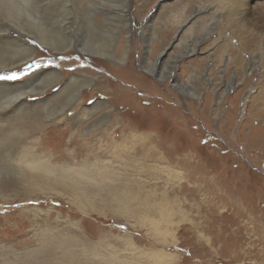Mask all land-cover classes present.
Instances as JSON below:
<instances>
[{
    "label": "rangeland",
    "instance_id": "obj_1",
    "mask_svg": "<svg viewBox=\"0 0 264 264\" xmlns=\"http://www.w3.org/2000/svg\"><path fill=\"white\" fill-rule=\"evenodd\" d=\"M129 4L131 46L125 62L74 50L53 53L28 39L37 48L34 58L0 75L26 73L16 79L21 80L46 68H86L104 75L113 93H91L89 87L83 99L88 105L105 99L116 108L121 120L116 141L121 146L113 151L102 142L99 159L119 175L127 172L126 186L140 190L126 189L117 197L106 189L85 193L88 185L97 188L93 179L75 177L67 183L48 173L44 184L28 187L3 175L0 264H36L46 258L59 262L64 248L77 264H166L151 256L154 249L170 254L167 264H264V0H234L229 15L221 0ZM79 30L81 39L93 38L92 28ZM103 38L111 47L115 42L118 54L127 44L109 33ZM166 46L171 54L158 58ZM124 122L148 134L150 153L161 155L160 163L147 162L152 165L149 175L136 163L123 168L126 153L138 158L144 150L122 141L120 132L127 135L131 130ZM47 135L53 147L61 141L58 132ZM74 159L69 163L82 157ZM71 185L74 192L68 190ZM145 199L156 212L142 210ZM158 209L171 214L169 223L153 224L161 220ZM155 225L160 231L155 232Z\"/></svg>",
    "mask_w": 264,
    "mask_h": 264
},
{
    "label": "bare ground",
    "instance_id": "obj_2",
    "mask_svg": "<svg viewBox=\"0 0 264 264\" xmlns=\"http://www.w3.org/2000/svg\"><path fill=\"white\" fill-rule=\"evenodd\" d=\"M221 1L227 6L225 13L229 15V10H232L230 3L234 0ZM129 3L130 0H0V71L17 68L34 58L37 48L29 44L28 39L53 53L74 50L94 58L103 57L111 62H125L131 46L129 37L132 21L128 13ZM185 22L187 21L185 20L182 24ZM83 23L84 25L81 26ZM107 25H109L108 30L105 29ZM79 26L92 28L93 38L91 40L81 39L83 36L81 38V35L79 36ZM124 32H126L125 35ZM103 33L115 36V40L120 41L119 43L121 41L127 43L121 47L120 54L113 50L115 42H112V47L109 46L103 38ZM168 48L166 46L159 53L158 58L163 53L169 56L171 52L167 53ZM147 67H145L146 70L155 73L152 67L148 69ZM158 76L161 78V74ZM104 81H106L104 75L93 74L86 68L70 72H63L57 68L38 69L21 80L0 81V177L11 175L17 179V183L24 182L28 187H39L40 184H44L43 180L47 179L51 173V179L56 176L62 180L65 179L67 183L74 182L75 177L93 179L95 186L99 189L88 185L84 187L85 193L106 189L107 194L120 197L126 189L129 192L130 188L137 193L140 188L126 186L124 179H126L127 172L119 175L120 172L113 167L108 168L99 159V156L104 154L100 153L103 143L113 151L121 146L118 140L116 141L115 128L121 121L119 113L115 111L116 108L100 98L95 99L89 105L84 103L83 91L89 87L91 93L102 92L106 95L113 93L112 87ZM106 85L110 89H107ZM52 88L54 92H50ZM124 88L120 89L128 90ZM31 95L37 96L33 102L27 100V97ZM68 111L72 113L70 116ZM123 124L126 128H131L129 132L127 131V135H125L126 132L124 134L120 132L125 145L144 147L143 153L138 158L132 154L133 159H131V155L128 153L129 156H127L126 153L123 168L129 166L131 169L136 163L143 168L146 175H149L151 170L147 162L150 160L159 163L163 161L160 153L151 154L152 145L149 148L148 134L138 132L130 122ZM51 131L61 134V141L54 147L50 144L49 137H46ZM82 133L89 135V138L82 136ZM65 138H67V143ZM72 144L74 148L70 149L68 146ZM115 154L118 155V153ZM77 156L82 157L80 162L70 164L69 162L75 161L74 158ZM62 158H67V161L50 164L51 160L57 162ZM25 170L38 173L35 175L27 173L29 176H26ZM157 171L159 175L161 170ZM117 178L124 183L120 180L113 183L118 180ZM68 188L73 191L72 185ZM126 203L124 205L128 206ZM143 206L144 212H156L147 200ZM157 213L161 220L153 221V224L161 221L170 222L171 214L168 211L158 209ZM154 229L157 232L161 228L155 225ZM155 239L159 240V238ZM61 253L62 260L59 262L49 261L47 258L41 262L33 260L38 262H35L36 264H77L71 261L70 249L64 248ZM169 255L162 249H154L151 252L154 259L159 262L163 260L166 264L170 261ZM141 263L138 261L132 264Z\"/></svg>",
    "mask_w": 264,
    "mask_h": 264
},
{
    "label": "snow or ice",
    "instance_id": "obj_3",
    "mask_svg": "<svg viewBox=\"0 0 264 264\" xmlns=\"http://www.w3.org/2000/svg\"><path fill=\"white\" fill-rule=\"evenodd\" d=\"M35 67H40L39 64H35ZM33 68V65H28V69L31 70ZM26 75V73H20L19 76ZM19 76L17 73H12L10 76L0 75V81H9V80H16L19 79ZM91 103V101H90Z\"/></svg>",
    "mask_w": 264,
    "mask_h": 264
}]
</instances>
